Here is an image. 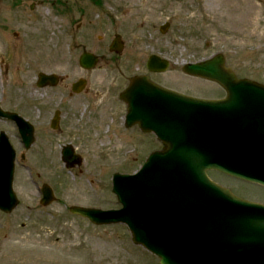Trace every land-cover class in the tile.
<instances>
[{
	"label": "rangeland",
	"instance_id": "374dc122",
	"mask_svg": "<svg viewBox=\"0 0 264 264\" xmlns=\"http://www.w3.org/2000/svg\"><path fill=\"white\" fill-rule=\"evenodd\" d=\"M14 1L3 0L1 5L0 105L27 118L35 126L36 139L26 151L16 125L0 119V131L8 134L18 154L14 189L19 198L11 214L0 211V264H160L157 257L132 242L126 225L96 226L68 208L120 206L112 193L113 174L133 173L159 145L152 135L140 138L138 129L122 126L126 108L116 97L127 84L124 77L143 71L151 54L171 64L163 75L153 77L162 80L163 86L192 96L224 95L216 84L182 72L186 62L216 53H223L239 76L264 83V0H102L100 8L86 0H20L22 7ZM53 2L63 3L65 12H57ZM96 22L104 27L103 32L97 31ZM165 22L171 25L163 34L160 26ZM90 26L97 31L95 35H104L107 46L111 39L106 36L115 31L121 35L125 48L119 60L112 61L113 71L107 60L89 75L78 68L81 50L73 42ZM69 30L75 33L70 36ZM29 42L38 60L24 70L22 48ZM103 52L109 55L107 49ZM41 71L70 79L43 90L36 84ZM80 76L89 79L91 90L68 100L65 87ZM91 105L95 108L89 110ZM58 106L62 120L60 129L53 131L49 120ZM79 114L85 123H80ZM113 117L119 122L118 129L110 123ZM70 140L78 143L76 149L84 161L69 171L61 160V147ZM24 151L26 158L21 160ZM212 175L227 184L222 175ZM44 182L51 184L56 195L47 208L39 205V188ZM245 193L264 201L261 189L247 187Z\"/></svg>",
	"mask_w": 264,
	"mask_h": 264
},
{
	"label": "water",
	"instance_id": "95a60500",
	"mask_svg": "<svg viewBox=\"0 0 264 264\" xmlns=\"http://www.w3.org/2000/svg\"><path fill=\"white\" fill-rule=\"evenodd\" d=\"M115 49L119 50L120 46L116 44ZM95 61L96 57L90 54L83 55L81 59V63L87 68L93 66ZM149 67L152 70L165 71L168 68V62L152 56ZM184 71L219 82L227 90L230 103L241 102L249 96L264 95V86L246 79L238 80L229 69L225 68L222 56L188 64ZM39 77L42 83L55 79L45 74H40ZM52 83H55V80H52ZM149 91L163 96V102L179 103L178 111L183 117L185 129L193 128L208 138L214 132L213 140L215 141L213 142L216 143V148L224 149L227 144H243L250 147L252 144L264 142L262 131L246 125L242 117L229 113L236 109L229 106H217L215 109L206 103L214 102L196 100L168 92L146 81H135L122 95L128 103V124L139 122L144 131L154 127L142 124L141 116H139L141 112L134 107L138 94L145 95ZM146 95L149 96V94ZM134 115L136 116L133 117ZM0 117L17 122L25 145L29 148L33 142V126L16 114L0 110ZM147 118L146 116L143 119ZM161 137L163 138V134ZM163 141L168 148L167 152L171 153L172 141L168 139ZM213 150L218 153L216 161L221 162L222 167H226L224 161L227 152L220 149ZM233 150L237 149L233 148ZM253 150L257 151V149ZM191 151L200 152L201 149L189 150L188 153ZM64 152V159L68 166L75 162L80 163L71 148H67ZM14 160L15 152L5 134L2 133L0 136V209L7 213L18 204L13 190ZM177 165L150 163L135 177H116L114 191L119 192L122 185L129 190L127 192L121 190L120 193L127 204V210L133 209L131 213L111 218L97 210L79 207L71 210L90 217L97 224L129 221L128 225L133 232L134 241L158 254L162 264H264V207L234 197L227 190L208 181L203 176L204 172L195 176V184L182 182L184 189L179 192L178 186L181 181L173 180L175 174L179 172ZM202 166L198 164L196 167L202 168ZM259 173L264 175V165ZM182 174L186 179L191 174V170H184ZM196 181H198L197 184ZM204 191L210 194L205 195ZM118 198L121 200L119 194ZM53 200L51 189L45 187L42 203L48 205ZM175 228H181V230L178 234L170 232L168 243L155 236H149L146 242L140 239L145 237L146 231L161 233ZM176 247H179L182 254L176 251ZM223 255L225 258H221ZM216 256L218 257L215 259Z\"/></svg>",
	"mask_w": 264,
	"mask_h": 264
},
{
	"label": "flooded vegetation",
	"instance_id": "af4514ba",
	"mask_svg": "<svg viewBox=\"0 0 264 264\" xmlns=\"http://www.w3.org/2000/svg\"><path fill=\"white\" fill-rule=\"evenodd\" d=\"M15 1H17L18 3L20 2V0H15ZM67 1V0H66ZM87 2H89V4H91L92 6H99V5H102L103 4V1L102 0H86ZM23 1H21V5H19L18 7H22L23 6ZM35 4H36V2H34V3H32L30 6H29V8L30 9H34V7H35ZM66 7H67V5H66ZM93 20H88V23H93L92 22ZM82 24V23H81ZM80 24V25H81ZM96 26H97V28H98V32H103V30H104V27L103 28H101V24H98V22H96V24H95ZM83 27V26H82ZM82 27H80V26H78V28L79 29H81ZM97 31H94V27H86V29L85 30H83V31H81L80 32V34H81V37L78 39L77 37H75V39H74V42H73V45H75V47L76 48H78L79 50H81V54L82 53H84V52H91V53H93V54H95V55H97V56H99V61H98V63H97V66H96V68L95 69H93L94 71L96 70V69H98L99 67H100V65L103 63V61L104 60H107V61H109L108 63L109 64H107V66L110 68V70L111 71H113L114 69H111V64L112 63H114V62H112V61H115V60H119V58H118V55H116V54H114V53H112V52H110V50H109V46H110V44H111V42H112V40H113V37H115L117 34H119V32H117V31H115L112 35H109V36H106V39L108 40V39H111V41H109L108 42V46H107V44H105L104 45V35L102 34H99V35H95V33L97 32ZM70 33H75L74 31H70L69 30V35L70 36H72ZM111 36H113V37H111ZM108 50L110 53H109V55L108 56H106V54L103 52V51H105V50ZM107 57V58H106ZM111 62V63H110ZM113 65V64H112ZM78 68L80 69V70H82V72H84V75H89V73L91 72V71H93V70H85V69H83L82 67H81V65H80V63L78 62ZM78 68L76 67L75 69H77L78 70ZM136 75H149V78L151 79V76H153V75H159V74H157V73H148L147 72V70L146 69H144L143 71H141V72H138V71H136V72H133L132 74H128V75H126L125 77H124V79H125V81H128V84H129V79L131 78V77H133V76H136ZM81 78H85V86H84V92L83 93H81V94H75V93H72V90H73V85L78 81V80H80ZM122 78H123V76H122ZM66 79H70V76L69 75H65V77H64V79L63 80H61V82H62V84L64 83V81L66 80ZM152 80V79H151ZM115 85V82L112 84V86H114ZM117 85V84H116ZM89 86H90V82H89V79L87 78V77H84V76H80L79 78H77V79H75V80H73V81H71V84H67V86L65 87V94H66V97L68 98V100H73V99H76L77 97H79V96H81V95H86V94H88L89 92H90V88H89ZM103 87H105V86H103ZM55 87H50V86H48V87H45V88H42L43 90H48V89H54ZM113 89V90H112ZM101 90H105V89H101ZM109 90H110V88H109ZM111 90L112 91H114L115 89L114 88H111ZM91 108H95V106L94 105H91L90 106V108H89V110L91 109ZM56 110H55V112L58 110L59 111V117L62 119V113H61V107L60 106H58L57 108H55ZM79 121H80V123H85V121H84V118H82L81 117V114H79ZM80 127H83V125H80ZM73 128L75 129V127L73 126ZM77 130V129H76ZM71 142H73V143H75L76 145H77V142L76 141H74V140H70Z\"/></svg>",
	"mask_w": 264,
	"mask_h": 264
},
{
	"label": "bare ground",
	"instance_id": "6f19581e",
	"mask_svg": "<svg viewBox=\"0 0 264 264\" xmlns=\"http://www.w3.org/2000/svg\"><path fill=\"white\" fill-rule=\"evenodd\" d=\"M25 239H27V238H25Z\"/></svg>",
	"mask_w": 264,
	"mask_h": 264
}]
</instances>
